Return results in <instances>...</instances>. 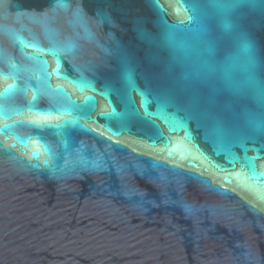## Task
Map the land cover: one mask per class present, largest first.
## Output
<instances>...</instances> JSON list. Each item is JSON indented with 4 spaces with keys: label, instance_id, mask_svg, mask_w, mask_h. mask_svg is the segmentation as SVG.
<instances>
[{
    "label": "water",
    "instance_id": "1",
    "mask_svg": "<svg viewBox=\"0 0 264 264\" xmlns=\"http://www.w3.org/2000/svg\"><path fill=\"white\" fill-rule=\"evenodd\" d=\"M0 264H264V0H0Z\"/></svg>",
    "mask_w": 264,
    "mask_h": 264
}]
</instances>
